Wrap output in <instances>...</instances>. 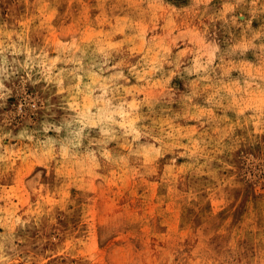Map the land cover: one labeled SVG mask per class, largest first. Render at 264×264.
<instances>
[{"label": "rangeland", "instance_id": "1", "mask_svg": "<svg viewBox=\"0 0 264 264\" xmlns=\"http://www.w3.org/2000/svg\"><path fill=\"white\" fill-rule=\"evenodd\" d=\"M0 264H264V0H0Z\"/></svg>", "mask_w": 264, "mask_h": 264}]
</instances>
